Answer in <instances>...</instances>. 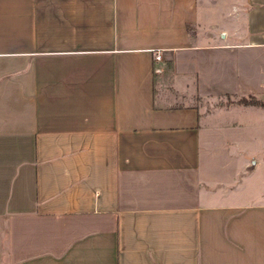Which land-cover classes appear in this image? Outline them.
Wrapping results in <instances>:
<instances>
[{"label":"crops","instance_id":"0c3cea01","mask_svg":"<svg viewBox=\"0 0 264 264\" xmlns=\"http://www.w3.org/2000/svg\"><path fill=\"white\" fill-rule=\"evenodd\" d=\"M263 173L264 0H0V264H264Z\"/></svg>","mask_w":264,"mask_h":264},{"label":"built area","instance_id":"2783aa9c","mask_svg":"<svg viewBox=\"0 0 264 264\" xmlns=\"http://www.w3.org/2000/svg\"><path fill=\"white\" fill-rule=\"evenodd\" d=\"M156 58H157V60H160L161 59V56L160 55H157Z\"/></svg>","mask_w":264,"mask_h":264},{"label":"rangeland","instance_id":"374dc122","mask_svg":"<svg viewBox=\"0 0 264 264\" xmlns=\"http://www.w3.org/2000/svg\"><path fill=\"white\" fill-rule=\"evenodd\" d=\"M264 174V173H263Z\"/></svg>","mask_w":264,"mask_h":264}]
</instances>
